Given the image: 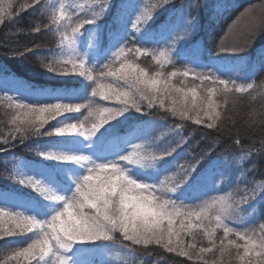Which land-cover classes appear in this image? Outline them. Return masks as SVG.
I'll return each instance as SVG.
<instances>
[{
  "label": "trees",
  "instance_id": "16d2710c",
  "mask_svg": "<svg viewBox=\"0 0 264 264\" xmlns=\"http://www.w3.org/2000/svg\"><path fill=\"white\" fill-rule=\"evenodd\" d=\"M91 2L92 0H85V5ZM111 3L112 11L99 22L104 36L100 41L99 51L104 50V54L97 59L86 58L87 66L94 68L93 76L98 74L101 64L109 62L111 54L106 50L114 48L111 33L114 28V13L120 0H111ZM132 3L135 11L130 9V16L123 25L126 28L127 40L124 43L127 47L157 50L165 44V47L178 48L179 51L173 52L174 66L166 64L160 68L151 55L126 53L131 62L145 68L149 74L158 70L167 73L192 68L197 72L218 75L222 79L245 80L254 83L255 91L250 92L255 99L248 93H229L232 99L228 103L224 102L223 96L215 97L220 106L217 108L219 117L213 128L207 127L210 121L202 112L201 123L196 124V112L189 111V118H185L173 111V100L179 103V96L176 94L171 98L161 97L163 106L160 99L151 108L147 106V101H141L140 112L129 109L122 114L120 121L103 133L99 138V153L104 154L106 159V150L116 147L117 154H123L134 142L160 147L161 151L157 156L164 150L175 149L171 156L164 157L152 167L123 165L130 167V175L148 184H159L160 180L170 177L166 186H173L184 168L199 165L200 171L204 172L209 167V162L216 163L218 167L214 178L200 182L198 174L194 175L190 184L170 194L178 202V211H189L188 206L197 203L209 192L221 196L231 193L234 199L239 200L255 189V201L250 202L252 205L243 206L239 218L241 222L264 223V199H260V193L264 195V0H132ZM64 4L67 6V3ZM12 5L11 18L0 22V193L18 197L22 202L40 203L44 206L31 188L12 179L11 174L21 166L26 176L39 171H45L47 176L58 173L60 178L57 182L65 184L63 173H67V169L55 160H46L39 155L37 149L45 152L64 151V146L73 140L72 137L59 136L53 130L64 120L78 123L85 109L82 107L79 112L51 115L50 118V114L45 113L41 134L35 135L33 131L21 133L15 131L16 125L12 121L18 113L23 117L24 110L10 108L9 99L5 97L16 98L20 103L86 105L92 97L95 82L73 72L70 64L58 63L68 58V50L66 42L61 43L64 30L57 31L58 26L52 23V14L59 9L57 0H39V3H35V0H12ZM152 6V18L138 25L141 31L145 28L155 30L162 23L170 21L177 25L172 38L183 36V40H177L174 45L172 39L167 44L145 43L144 37L135 32L132 24L135 23L136 10L139 9L140 12L143 8ZM76 14L83 17L85 14L90 15V12L78 11ZM190 20L193 23L189 26L187 22ZM89 27L91 26L85 25L81 35ZM117 62L116 67L120 64V61ZM220 66H226L227 71L223 72ZM238 66L243 68L233 70ZM193 83L199 85L200 81H193L191 75L172 78V85L178 88L191 87ZM12 85L20 86L26 91L14 92ZM42 91H68L69 94L41 100L37 94ZM199 95L198 89V99ZM188 100H191V96ZM114 104L122 106L116 101ZM31 118L35 119V116ZM71 188L68 185V191ZM22 206L23 204L20 208ZM36 206L38 205L34 207ZM181 220L184 221L183 229L180 226ZM192 221L194 225L200 223L195 217ZM204 221L203 224L206 225ZM173 223V230L180 231L183 247L192 255V259L179 255V249L168 251L164 246L167 243L166 233H163L164 239L160 243L152 241L147 245H133L116 232L112 242L76 244L74 247L77 251L72 255L73 258L85 257L84 262L88 264H99L104 260L103 251L108 248L113 250L108 254L109 264H229L230 261L240 264L237 253L243 249L236 250L231 245L223 254L217 247L204 253L203 259H197L196 254L201 247H211L203 229L195 226L188 229L189 219L184 216H176ZM162 228H167V222L162 224ZM223 237L224 233L216 229L218 246ZM231 237L230 234L229 239ZM172 239V246L175 247L177 237L173 236ZM28 244L30 239L26 235H8L0 230V264H38L35 259H9ZM188 244H195L196 247L188 248Z\"/></svg>",
  "mask_w": 264,
  "mask_h": 264
},
{
  "label": "snow or ice",
  "instance_id": "6c2138e0",
  "mask_svg": "<svg viewBox=\"0 0 264 264\" xmlns=\"http://www.w3.org/2000/svg\"><path fill=\"white\" fill-rule=\"evenodd\" d=\"M39 3V0H35ZM12 0H0V22L5 18L12 16ZM80 12H90L81 17L69 11V7L64 3L60 4L58 10L52 14V23L56 24L57 31L64 30L61 43L67 44L68 58L58 63L64 65L70 64L72 71L78 73L80 77H84L88 81H94L95 87L92 88V96L99 95L105 101L115 100L121 107H96L93 108L91 103L88 105L69 104V103H20L16 98L9 97V107L22 109L23 117L20 113L13 118L12 123L16 125V132L33 131V134H41L40 129L45 122V113L51 115H59L61 113L79 112L82 107L89 109L88 116L94 117L91 128L85 132H80L85 140H90L96 133L110 121L115 120L129 109H135L136 112L141 111L140 102L147 101V106L151 108L153 103L161 97H172L173 94L179 96V103L174 99L175 107L173 111L178 112L182 117L189 118V111L196 112L194 122L201 123L200 113L202 112L210 122L208 128L215 126V120L219 117L217 112L218 105L215 97L223 96L224 102L228 103L230 99L229 93H248L255 99L250 90L255 91L254 83L238 84L235 80L222 79L218 75L212 73L197 72L192 68H185L183 72L171 71L162 72L155 71L149 75L145 68L131 62L127 54H143L151 55L152 59L163 68L166 64L173 65V52L177 53L178 48L172 47L159 48L158 50L146 47H127L126 28L123 27L124 22L130 16V9L134 12L132 0H120L117 5V11L114 13V28L111 33V39L115 51L111 52L108 63H103L99 67L98 74L93 76V67H88V62L84 55L77 50V41L81 36V30L85 25L93 26L89 31L94 33L95 40L100 42L104 39L103 30L99 23L108 12L112 11L113 4L111 0H92L89 5H78ZM153 7H145L135 17V23L132 28L136 33L144 37L145 43H167L172 39L173 45L177 40H183V36L173 37V33L177 30V25L172 22H164L157 29L149 31L145 28L141 31L138 25L141 22H148L152 18ZM66 21L67 23H63ZM190 26L193 22H187ZM70 30V31H69ZM187 31V28L184 29ZM90 42V46L92 45ZM123 45V46H121ZM235 51L236 49H231ZM120 61L119 67H115L114 62ZM123 58V59H122ZM174 66V65H173ZM50 70H51V66ZM67 71V68L64 69ZM177 75L189 77L191 75L193 81L199 80L200 84H192L191 87L178 88L172 85V78ZM112 77L113 82L103 83L102 80ZM122 81L126 87L120 86ZM157 85H161L157 87ZM198 89L200 95L198 99ZM69 94L65 92H40L39 98L58 97ZM191 96V100L188 97ZM161 106L163 100L160 99ZM233 103L235 101L233 100ZM35 116L32 119L31 116ZM18 121V123H17ZM85 127L81 122L79 125L75 123H66L63 127H56L53 131L57 135L65 133L72 134L79 129ZM239 141H237L238 143ZM137 151L129 152L127 155L116 154L114 159H104L102 162L92 159L83 152L75 151H41L37 149L39 155L46 160H55L59 164H72L83 169L82 175H77L73 180L74 185L71 194L67 196L55 193L50 187L44 186V181L33 179L32 176H26L22 172L21 166L15 168L11 174L12 179L18 180L21 185L30 186L41 193H48L47 199L55 202L56 206L52 209L49 219H38L36 215H25L20 212H9L4 207H0V223L11 222L15 228L21 231H32L38 229L34 233V239L27 247L19 249L9 259L23 258L25 261L33 259L38 260L40 264H76L73 259V253L77 251L75 245L85 242H112L114 241V233L119 232L123 240L130 241L133 245L141 243L147 245L152 241L160 243L167 234V243L164 245L168 251H177L182 256H188L192 259V255L183 247L184 241L180 238V231L173 230V220L176 216H184L189 219L188 229L202 228L204 235L208 237L211 247H201L196 254L197 259H203V254L211 252L219 247V251L223 254L229 245L235 248L243 249L237 253L240 264H264V223L260 224V234L257 236L253 230L250 235L248 231H240L229 227L225 223L226 219L238 216L242 212L244 205H252L256 199L255 189L249 194L242 196L239 200L232 197L229 193L227 196L214 197L211 200L204 201L199 210H189L179 212L176 206V200H173L170 194L191 183L192 177L198 174L200 182L207 181L210 177L215 176V170L218 167L216 163L209 162V167L200 171V166L195 168H184L173 186H166L171 180L165 177L160 180L159 184H148L140 181L130 175V167L122 166V162L127 165H138L142 168L152 167L153 164L160 162L164 157L172 155V150H164L161 155L157 156L151 153L140 151L141 145H136ZM58 173L49 175V180L56 182L59 180ZM214 182V181H213ZM48 185V184H47ZM159 193V194H157ZM260 199H264V195L260 193ZM7 216L8 221H3V217ZM200 221L195 224L192 218ZM205 219L214 220V225H204ZM167 220V228L163 229L162 224ZM131 225V228H129ZM181 229L184 227V221H180ZM223 229L224 237L220 239L219 246L216 243V229ZM9 234L12 230L9 229ZM234 235L244 243H237L236 240L229 239ZM177 237L175 247H173L172 237ZM227 240V244H225ZM125 247H128L125 245ZM195 244H188V248H195Z\"/></svg>",
  "mask_w": 264,
  "mask_h": 264
},
{
  "label": "rangeland",
  "instance_id": "374dc122",
  "mask_svg": "<svg viewBox=\"0 0 264 264\" xmlns=\"http://www.w3.org/2000/svg\"><path fill=\"white\" fill-rule=\"evenodd\" d=\"M61 3H67V6L71 9L70 12H73L74 14H76L79 9H78V5L84 4L85 5V0H57V4L60 7ZM137 15L139 12V9L136 10ZM136 16V15H135ZM93 26L89 27L88 30L85 32V34L81 35L78 38L77 41V50L79 51L80 54L84 55L85 58L89 57L90 59L95 58L97 59L98 57H100L101 54H104V50L103 51H99V45L100 42L94 41L95 40V35L94 33H92L91 31H89V29H91ZM92 42V45L90 46V42ZM167 44V43H166ZM164 46H162L161 48H164ZM68 50V49H67ZM116 49L112 48L111 50L107 49L106 52L110 55L112 51H115ZM158 50V49H157ZM123 59V58H122ZM112 61L114 62V64L118 63L117 61L114 60V58H112ZM101 62V61H100ZM108 63V62H107ZM116 67V66H115ZM119 67V66H118ZM117 67V68H118ZM221 70L226 69V66H220ZM228 68L230 70L231 66L228 65ZM241 68H243V66H238L236 68H233V70H240ZM227 71V70H225ZM237 71V72H238ZM149 73V72H148ZM151 75V74H149ZM244 79V78H243ZM103 83H111L113 82V78L112 77H107L104 78L102 80ZM236 82L238 84H247L250 82H247L245 80H236ZM120 86L121 87H126V85L120 81ZM95 86V85H94ZM161 85H157V87H160ZM12 89L15 90L14 92H25L24 89H22L20 86H15L12 85ZM37 93V92H36ZM16 95H18V93H16ZM38 95V94H37ZM9 97H5V99H8ZM89 103H91L93 108L96 107H117L115 103V100H109V101H105L103 99H101V97L99 95L95 96V97H91L90 101L86 104L88 105ZM82 109H85L84 115L83 117H81V119H79L78 123L75 122H68V121H62L60 122L59 126L57 127H63L64 124L66 123H75V124H80L81 122L84 123L85 127L83 129H79L77 132H74L72 134H68L65 133L63 135H59V136H63V137H72L73 140L69 141V144L67 146H64V151L65 152H69V151H75V152H83L84 154L89 155L92 159L97 160V162H102L104 160V154L102 155L101 152L99 153V138L103 136V133L110 128L111 126H113L114 124H116L118 121H120L122 119V115L117 117L115 120L110 121V124H106L104 125L97 133L94 137H92L90 140H85L83 135H80V132H85L86 129H90L91 128V123L92 120L94 119V117H89L88 120H85V117L88 116L89 113V109L87 107H83ZM148 143L143 144L142 142H134L133 145H129L128 150H125V153L121 154V155H127L129 152H135L137 151L136 149V145H141V149L140 151L146 152V153H151L154 155H158V153L161 151L160 147H152L151 145H147ZM117 151H116V147L110 148L108 150H106L105 155H107L106 159H114V158H118L116 157ZM123 165H127V162H122V166ZM63 168L67 169V173H63V183L65 184H59L57 181L56 182H52L49 180V176L46 175L45 171H39V173L36 174H29L27 176H32L33 179H40L44 181V186L46 187H50L55 193L59 194V195H63V196H67L71 194V191L74 187V185L72 184V180L77 176V175H82L83 174V169L76 166V165H72V164H63L62 165ZM139 180V179H138ZM141 181V180H140ZM144 182V181H143ZM146 183V182H145ZM48 184V185H47ZM68 185L71 186L72 188L70 189V191H68ZM29 188L32 189V191L37 194L40 199L43 201V205L42 206L40 203L39 204H34V203H30L29 202H22L23 200L21 199H17L18 197H13L12 195L9 194H5V193H0V207H4L7 211L9 212H20V213H24L25 215H36L38 217V219H49L50 215L52 214V209L53 207L56 206L55 202L53 201H49L47 199V197L49 196L48 193H41L40 191L33 189L32 187L28 186ZM221 195H217L214 192H209L208 194L204 195L197 203L195 204H191L190 206H188V210H199L200 205L206 201V200H211L214 197H218ZM223 196V195H222ZM226 196V195H225ZM175 200V199H173ZM23 204V208H20V206ZM178 202L176 201V206H177ZM35 205H38L36 207H34ZM177 210H178V206H177ZM175 218V217H174ZM3 221L7 222L8 221V217L5 216L2 218ZM167 220H165L163 222L166 223ZM204 223H206V225H214L215 221L214 220H208L206 219L204 221ZM225 223H227L229 225V227L235 228V229H239L240 231H248L249 234L251 235L253 230L255 231V234L258 236L260 234V224L262 223H255L252 221H248V222H241L239 215L234 218V219H226ZM174 224V223H173ZM129 228H131V225H129ZM9 229L12 230L11 234H23L26 235V237H29L30 239V243L32 242V239H34V233L38 231V229H33L32 231H21L20 229H17L14 227V225L11 222H7V223H0V230H3L4 232H6V234L9 235ZM222 234L223 229L220 228ZM233 240H236L237 243H244L243 241H240L238 239V237L231 235ZM80 244H84V243H79ZM236 250H238L236 248ZM241 250V249H239ZM113 250L111 249H105V251H103L105 254L103 256L104 260L103 262L99 263V264H109V252H112ZM76 261V264H88V262H84L85 261V257L83 259L80 258H73ZM38 264H40V262L37 261ZM230 263L233 264V261H230ZM229 263V264H230Z\"/></svg>",
  "mask_w": 264,
  "mask_h": 264
}]
</instances>
